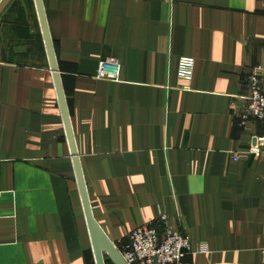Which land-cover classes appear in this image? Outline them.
<instances>
[{"label": "crops", "instance_id": "0c3cea01", "mask_svg": "<svg viewBox=\"0 0 264 264\" xmlns=\"http://www.w3.org/2000/svg\"><path fill=\"white\" fill-rule=\"evenodd\" d=\"M3 0H0V4ZM93 216L120 245L165 213L181 264H264V157L248 80L264 0H42ZM195 60L189 90L178 59ZM120 79L94 77L101 61ZM0 264H95L34 0L0 10ZM107 264H113L108 261Z\"/></svg>", "mask_w": 264, "mask_h": 264}, {"label": "built area", "instance_id": "2783aa9c", "mask_svg": "<svg viewBox=\"0 0 264 264\" xmlns=\"http://www.w3.org/2000/svg\"><path fill=\"white\" fill-rule=\"evenodd\" d=\"M194 66L193 57H179L177 77L184 83L182 89L189 90ZM258 68L259 71L248 80L246 95L242 96V123L253 117L264 126V65ZM94 77L99 80H119L120 63L116 60L101 61ZM250 157H264V133L251 135L246 149L233 155L234 160ZM119 242L118 247L115 245L126 264H181L186 255L207 251V247L203 245L193 247L187 233L175 227L165 213L148 219L129 233L126 242ZM261 254L264 259V242Z\"/></svg>", "mask_w": 264, "mask_h": 264}, {"label": "water", "instance_id": "95a60500", "mask_svg": "<svg viewBox=\"0 0 264 264\" xmlns=\"http://www.w3.org/2000/svg\"><path fill=\"white\" fill-rule=\"evenodd\" d=\"M9 0H3L0 4V10L5 6ZM37 14L40 21V26L42 30V35L45 43V48L49 60L50 70L52 72L55 89L57 92L58 102L60 106V111L62 114L64 127L66 131L67 140L69 143L70 154L72 156L73 167L75 172V177L80 191L82 206L85 214V219L87 223L89 238L92 246V251L95 259V264H106V258L109 259L113 264H126L123 260L119 250L116 245L109 239L106 233L102 230L100 225L95 220L89 198L87 193L86 184L83 177V172L79 160L78 151L75 145V140L71 128L68 108L66 104L65 94L62 87L61 77L57 65V59L55 56L51 36L49 33L46 15L43 7L42 0H34Z\"/></svg>", "mask_w": 264, "mask_h": 264}, {"label": "trees", "instance_id": "16d2710c", "mask_svg": "<svg viewBox=\"0 0 264 264\" xmlns=\"http://www.w3.org/2000/svg\"><path fill=\"white\" fill-rule=\"evenodd\" d=\"M108 261H110V260L106 258V264L108 263Z\"/></svg>", "mask_w": 264, "mask_h": 264}]
</instances>
